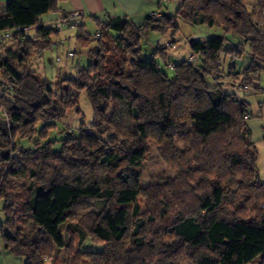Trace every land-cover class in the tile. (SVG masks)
<instances>
[{"label":"clouds","instance_id":"clouds-1","mask_svg":"<svg viewBox=\"0 0 264 264\" xmlns=\"http://www.w3.org/2000/svg\"><path fill=\"white\" fill-rule=\"evenodd\" d=\"M210 21L214 22L213 26ZM16 30L15 27L0 29V61L9 55V48L18 54L26 49L22 63L15 59L10 61L24 80L14 82L12 73L0 67V81H3L0 93L4 96L0 99V121L11 125L9 101L15 102L18 95L23 94L28 100L39 90L43 101L47 97L49 102L38 101L42 106L36 112L35 122L22 127L11 138L17 145L16 151L24 146L38 149L40 159L31 165L25 177H9L11 183L0 175V182H4L6 188L0 194V222H3L0 264H25V261L28 264H196L201 254L216 255L222 261L218 253H210L207 248H202L193 258L191 247L171 230L152 234L161 229L162 202L169 206V221L184 216L199 218L203 213L198 203L211 195L217 181L227 189L229 197L222 202L224 211L220 215L253 232H264V104L260 103L264 101V67L250 63L255 58L264 65V0H43L33 22L24 27V35L13 36ZM213 32L228 38L225 45L240 42L242 53L237 55L221 48L217 55L206 54L190 45L194 38H201L200 42L207 49L208 37ZM24 37H29L30 41ZM253 37L254 40L250 39ZM117 38H127L128 46L117 48ZM161 45L168 47L161 49ZM137 48L147 49L152 63L164 71L156 76L148 69L138 70L139 61L133 62L140 55L135 51ZM96 50L100 51V56L96 55ZM108 57L114 64L118 62L119 67L110 68L106 63ZM185 57L195 62L192 68L204 89H196L197 98L207 97L206 89L216 87L234 93L229 95L231 111L223 109L230 111V121L203 129L194 119L204 116L211 101L194 104L184 91V88L191 90L192 80H181L173 61ZM97 59L101 67L94 66ZM115 80H119L118 89L125 93L123 101L99 95L101 87ZM178 83H183L184 88H179ZM65 92L72 96L68 103L61 99ZM97 104L100 112L96 110ZM114 106L123 116L119 126L105 119ZM61 109L64 115L57 118L55 113ZM47 113L53 114L51 123L55 125L56 140L52 144L48 143L52 130L40 132L41 125L49 121ZM169 120L175 122L172 129L176 131H168ZM81 121L85 129L103 137L98 143H85V148L93 152L101 147L111 148L125 157L144 152L139 183L149 187L150 182L164 178L170 184L158 185L157 192L139 194L137 204L141 212L151 210L156 217L155 225L142 231L140 236L132 235L134 226L118 241L115 237L101 235V231L107 230L103 228L102 219L95 216L98 202L93 201L81 204L77 214H70L61 226L62 240L67 246L62 247L51 239L38 247L33 237L38 235L42 225L29 219L22 209L28 198L27 186L50 187L59 173L72 175L59 160L45 159L44 153L61 144L64 151L70 149L71 144L65 137L69 132H81ZM155 125L168 134L163 137L141 134V128L146 130ZM112 135L116 138L105 147L104 140ZM6 147L11 148V144ZM237 154L246 156L251 167H242ZM0 167L6 165L0 164ZM121 169H127L130 177L136 175L125 159L120 168L98 172L96 179L103 181L107 176L116 180ZM31 170L37 172L36 178L31 177ZM22 183L26 186L21 187ZM12 199L16 200L15 205L6 209V202ZM8 217L12 219L9 221ZM143 218L148 220L147 215ZM69 225L78 226L80 232L73 235ZM18 228L21 231L17 232ZM5 230L14 238L9 239ZM248 236L247 232L242 233V242L248 240ZM137 239L145 241L139 249L133 243ZM86 247L103 251L78 254ZM262 256L264 249L256 251L255 255L241 249L232 253L230 261L231 264H264Z\"/></svg>","mask_w":264,"mask_h":264},{"label":"trees","instance_id":"trees-1","mask_svg":"<svg viewBox=\"0 0 264 264\" xmlns=\"http://www.w3.org/2000/svg\"><path fill=\"white\" fill-rule=\"evenodd\" d=\"M43 0H8L6 5L3 7L0 4V29L6 27H15L17 30L12 33L13 36L24 35L23 28L33 22L34 14L40 11V5ZM165 16H168L166 13ZM151 17L149 16V20ZM210 26H213L214 22H209ZM177 27L179 25H176ZM58 31V29H57ZM122 31V29H120ZM26 40L30 41L29 37H24ZM126 39L117 38L116 47L123 49L128 46L126 44ZM201 38H194L190 41V45L196 51H204L206 54L211 52L213 55H217V51L221 48L225 52H235L237 55L242 53V44L240 42L233 43L229 47H226L224 41L226 38L222 36H210L208 37V47L205 48L204 44L200 42ZM250 39H255L250 38ZM243 43V42H242ZM166 45H161L160 48H166ZM136 52L140 53L136 57L137 69L144 70L148 69L151 71L152 75H160L163 69H157L156 65L152 63V57L145 58L143 55V49L137 48ZM27 54L26 49H21L20 54L15 50L9 53L4 60L0 61V67L4 68L6 72H11L15 81L24 80L23 74L13 66L10 61L15 59L21 63L24 61ZM96 55L100 56V51L96 50ZM106 63L109 67H119L118 62L113 63L112 58L108 57ZM192 62L188 59H183L178 63H174L178 76L181 80L191 79V90L184 88L183 83H178L179 88H184V91L188 93L189 97L192 99L194 104L203 105L206 100L211 101V107L208 108L207 112L203 117H194L201 128L208 129L210 127H217L221 123L230 121L231 116V102L229 95H232L219 87L215 89H206L208 91V96L196 97V89L203 91L202 85L199 83V78L195 77V71L192 68ZM250 63L256 66L264 67L258 60L253 58ZM95 67H101V62L99 59L94 61ZM230 64V69L232 68ZM254 70V69H253ZM206 71V70H205ZM166 74V73H165ZM116 75L119 76L120 73L117 71ZM195 77V79H192ZM3 83V81H0ZM120 82L119 80L112 81L110 85L103 86L99 90V95L103 97H114L117 101H123L125 99V93L118 89ZM242 85L243 82H242ZM29 88V85H25ZM256 87H259L258 85ZM19 91V90H18ZM3 93H0V99H3ZM61 99L68 103L72 100L70 92H66L61 96ZM38 101H43V94L36 91V94L31 96L28 100L23 98V94L18 95L15 98V102L9 101L11 107L9 108V113L12 116L11 125L4 121H0V164H5L6 167H0V175L4 177V181L9 177H20L26 176L30 171L31 165L40 159L37 156L38 149H33L29 147H20L19 151H16L17 145L12 143V136H15L17 132L21 130L22 127H27L28 125L35 122L37 119L36 112L42 106ZM47 104L49 101L47 97L43 101ZM130 102V100H129ZM247 104V101H244ZM107 105H105L106 107ZM224 108H229L230 111H224ZM36 110V111H35ZM96 110L101 111L99 104L96 105ZM103 111V109H102ZM103 114V113H101ZM49 116L48 123L45 124V128L52 126L51 118L52 113H47ZM64 115L63 109L55 116L62 117ZM138 115V113H137ZM167 115V113H165ZM234 118V117H233ZM105 119H110L117 126L123 120L121 115V110L117 107H113L111 113L105 116ZM51 123V124H50ZM93 123L98 124V121H93ZM167 127L169 132H174L176 129L175 122L169 120ZM142 135H167L168 132L159 128V125H155L150 129H140ZM78 137L79 139H73ZM116 138L114 135L110 136L108 140H104L105 147L108 145L110 140ZM71 144V148L64 151L63 145L60 150H55L54 148L50 151L44 153L45 159H56L59 160L66 169L71 170L72 175L66 176L63 173H59L57 178L51 181V186H37L36 184H31L27 188L28 198L24 200L22 209L25 211L29 219H34L42 227L38 230V235L33 237V243L37 244L39 247L40 243H49L51 239H55L57 244L62 247L67 246L62 240V234L60 231L61 226L68 219L70 214H77L76 210L84 202L91 203L93 201L98 202V211H95V216L102 219L103 228L107 231H101V235L115 237L118 241L120 240L131 227H135V231L132 233L133 236H140L142 231H147L156 223V217L151 214L147 215L148 220L146 221L143 217L146 215L141 212L140 205L137 204V199L140 193L148 192L144 189L143 185L139 183V176L142 175L140 168L141 161L144 152H134L130 156H122L118 150L111 148H97L94 152L85 148V143L92 145L98 143L103 139L101 135L97 132H91L81 128V132L78 135H71L66 138ZM11 144V148H7L6 145ZM49 144H51L49 142ZM47 149V145H45ZM237 158L242 161V167L249 168L251 165L246 156L237 154ZM127 159L128 164L135 170V177H130L127 169H121L117 172V179L112 180L105 176L104 180L96 179V174L101 171L110 172L114 167L120 168L122 160ZM255 157L253 156V162ZM29 163V165H28ZM37 172L31 170V177L36 178ZM122 176V180L120 177ZM42 180L43 177L41 176ZM216 184L212 189L210 196L203 198L199 201L198 207L202 210L203 215L199 218H189L187 216L179 218L177 221H169L168 219V204L162 202L163 207L160 211L161 218V229H157L152 234L159 235L164 232L171 230L172 232L178 233L183 237L187 245L192 249L190 255L196 258L197 253H200L202 248H207L210 253H218L219 257L223 260L217 258L216 255L201 254L199 259L196 260V264H231L230 257L233 252H238L241 249H247L249 255H255L256 251L264 249V232H253L243 226V224H234L231 219L227 216L220 215L223 212L221 207L222 202L229 199L226 195L227 189L220 184L218 181L214 182ZM4 182H0V194L5 192ZM246 199H250L247 197ZM16 200L12 199L11 202H6L5 208L11 209L15 205ZM73 210V212H72ZM240 208H237L239 211ZM12 218L8 217L10 221ZM3 222H0L2 226ZM99 227V225H98ZM69 231L73 232V235L80 232V229L76 225H69ZM163 230V231H162ZM21 229H17V232ZM247 232L249 234L248 240L242 242V233ZM6 235L9 239L14 238L9 230H5ZM133 243L139 249L145 244L142 239L134 240ZM151 243V242H149ZM257 244L259 247H257ZM183 247L184 245H180ZM223 246V248L221 247ZM170 247V246H169ZM219 250V251H218ZM103 251L99 250H87L83 249L78 254L91 255L95 252ZM132 251V249H130ZM264 261V256L261 257ZM28 264V261H25Z\"/></svg>","mask_w":264,"mask_h":264},{"label":"rangeland","instance_id":"rangeland-1","mask_svg":"<svg viewBox=\"0 0 264 264\" xmlns=\"http://www.w3.org/2000/svg\"><path fill=\"white\" fill-rule=\"evenodd\" d=\"M7 1L8 0H0V4L4 7L5 5H6V3H7ZM167 14V13H166ZM167 15H169V14H167ZM222 36L223 34L222 33H216V32H213V33H211L210 34V36ZM169 43H171V42H169ZM235 43H238V42H235ZM167 47H168V45H166ZM226 47H229L228 45H226ZM7 51H8V53H11L12 51H14L12 48H9V49H7ZM143 55H144V57L145 58H150L151 57V53L147 50V49H143ZM183 59H188L187 57H185V58H183ZM183 59H178V60H174L173 61V63H178V62H180V61H182ZM188 60H190V59H188ZM190 61H192V60H190ZM192 62H194V61H192ZM230 66V65H229ZM232 68H233V66H232ZM231 68V69H232ZM244 85H242L241 84V87H243ZM259 86V85H258ZM224 91H226V92H228V93H230V94H232V95H234V93H231V92H229L228 90H224ZM66 93V92H65ZM248 102V101H247ZM248 103H250V102H248ZM260 103L261 104H264V101H260ZM81 128L82 129H85L84 128V121H81ZM52 130V131H50L49 132V135H50V139H49V141H48V143L50 142L51 144L56 140V135H55V131H54V129H55V125L53 124L52 126H49V127H47V128H45V124L44 125H41V129H40V132H41V134H44L46 131H48V130ZM85 130H88V131H91V132H96V131H94V130H91V129H85ZM80 132H78V133H71V132H69L68 134H67V137H69V136H71V135H78ZM67 137H65V139L67 138ZM162 137V136H161ZM24 147H26V146H24ZM62 148V144H61V146H59V147H54V149L55 150H60ZM28 165H29V163H28ZM153 174H157V173H153ZM20 177H25V176H20ZM5 182H8V183H11V181H9V178L8 179H6V181ZM150 184H151V186H149V187H146V186H144L143 185V187H144V189L145 190H147L148 192H157V191H159V187H158V185H160V184H170V181H168L167 179H164V178H161V179H159V180H154V181H152V182H150ZM4 185H5V183H4ZM21 187H25L26 185L25 184H21L20 185ZM5 188V187H4ZM27 188H28V186H27ZM6 189V188H5ZM149 211H151V210H148L145 214L146 215H149V214H151ZM159 219H160V221H161V218H160V214H159ZM25 222H27V221H25ZM161 223H162V221H161ZM44 243H46V241L44 242ZM84 249H87V250H99V249H96V248H93V247H86V248H84Z\"/></svg>","mask_w":264,"mask_h":264},{"label":"built area","instance_id":"built-area-1","mask_svg":"<svg viewBox=\"0 0 264 264\" xmlns=\"http://www.w3.org/2000/svg\"><path fill=\"white\" fill-rule=\"evenodd\" d=\"M23 30H24V28H23Z\"/></svg>","mask_w":264,"mask_h":264}]
</instances>
